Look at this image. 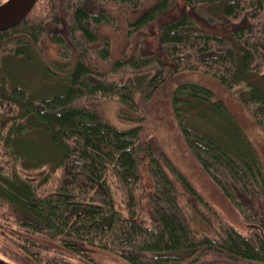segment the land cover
Segmentation results:
<instances>
[{"label": "trees", "instance_id": "obj_1", "mask_svg": "<svg viewBox=\"0 0 264 264\" xmlns=\"http://www.w3.org/2000/svg\"><path fill=\"white\" fill-rule=\"evenodd\" d=\"M47 42L71 72L61 91L33 97L3 57ZM182 70L218 79L264 132V0H35L0 30V258L81 264L107 251L129 264H264L256 230L198 234L182 205V185L195 194L186 175L140 123L116 126L96 108L115 99L121 119L141 120L139 100ZM170 98L198 163L263 227L264 166L235 115L193 80ZM30 135L37 147L20 151Z\"/></svg>", "mask_w": 264, "mask_h": 264}, {"label": "rangeland", "instance_id": "obj_2", "mask_svg": "<svg viewBox=\"0 0 264 264\" xmlns=\"http://www.w3.org/2000/svg\"><path fill=\"white\" fill-rule=\"evenodd\" d=\"M107 32L116 43L114 45L115 50L120 37L111 28H108ZM44 50L46 52H40L34 56V53L29 51L19 56L6 54L2 61L10 75L28 87V91L33 97L61 91L71 72V67H67L64 61L59 59L54 44L47 42ZM28 55H31L32 58H29ZM101 66L106 67L105 64H101ZM186 80H193L211 88L216 96L226 103L248 135L264 166V132L236 95L231 94L218 79L202 71L182 70L169 74L159 86L154 88L147 102L139 100L138 95L140 93L137 91L136 98L140 101L141 112L143 113L141 120L125 121L121 119L117 115L120 103L115 99L98 100L95 102L96 108L106 120L116 126L125 127L140 123L143 136L154 137L164 154L186 175L195 189V194H192L182 185L185 192L182 195V205L192 222L193 229L198 234L215 235L221 226L226 224L247 235L256 231L264 234V226L250 221L246 222L239 210L222 194L188 148L180 131L170 98L175 86ZM209 129L211 130V127ZM36 139L35 135H30L25 139H19L16 143L19 145L20 151L32 152L31 150L36 146L34 143ZM38 156L42 158L40 152ZM28 158L29 160L33 159ZM183 190L181 191L183 192ZM4 244V241H0V251L8 249L7 246L4 247ZM93 256L95 262L82 263L80 261L81 264H129L107 251H97ZM22 260L26 259H21L20 264H22Z\"/></svg>", "mask_w": 264, "mask_h": 264}, {"label": "water", "instance_id": "obj_3", "mask_svg": "<svg viewBox=\"0 0 264 264\" xmlns=\"http://www.w3.org/2000/svg\"><path fill=\"white\" fill-rule=\"evenodd\" d=\"M35 0H4L0 2V30L10 27L29 11ZM0 264H10L0 258Z\"/></svg>", "mask_w": 264, "mask_h": 264}]
</instances>
